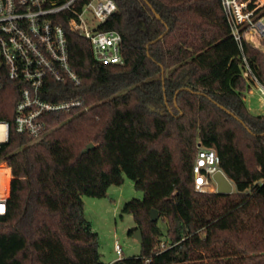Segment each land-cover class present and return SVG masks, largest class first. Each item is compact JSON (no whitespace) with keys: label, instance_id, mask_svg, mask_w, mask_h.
<instances>
[{"label":"trees","instance_id":"obj_1","mask_svg":"<svg viewBox=\"0 0 264 264\" xmlns=\"http://www.w3.org/2000/svg\"><path fill=\"white\" fill-rule=\"evenodd\" d=\"M114 1L104 27L121 34L124 64L98 63L73 34L81 84L49 98L82 100L84 110L54 116L32 142L15 130L16 85L0 88V121L11 124L0 162L12 170L0 264H106L83 198H105L125 178L144 193L123 209L142 250L111 264H264V115L248 109L256 82L243 76L248 64L264 86V51L235 40L222 0ZM199 145L215 148L234 193L196 190ZM8 175L0 170L1 191Z\"/></svg>","mask_w":264,"mask_h":264},{"label":"built area","instance_id":"obj_2","mask_svg":"<svg viewBox=\"0 0 264 264\" xmlns=\"http://www.w3.org/2000/svg\"><path fill=\"white\" fill-rule=\"evenodd\" d=\"M222 4L232 35L240 45L254 31L264 37V24L256 18L263 0H222ZM117 10L114 0H0V88L6 82L16 85L14 126L18 134L32 142L44 140L52 130L54 116L84 110L82 100L49 99L57 85L81 84L70 62L71 35L90 43L98 63L124 64L121 34L104 27ZM243 76L254 80L264 96V86L248 64ZM10 131V122L0 121V147L9 142ZM2 168L9 175L4 189H0V217L7 214L12 183L9 165L0 162ZM219 171L225 174L215 148L198 146L193 168L196 190L217 193L214 175ZM115 250L123 254L118 241Z\"/></svg>","mask_w":264,"mask_h":264},{"label":"rangeland","instance_id":"obj_3","mask_svg":"<svg viewBox=\"0 0 264 264\" xmlns=\"http://www.w3.org/2000/svg\"><path fill=\"white\" fill-rule=\"evenodd\" d=\"M263 9L264 6L256 14V18L264 24V17H261ZM247 39L264 51V37H260L257 31L248 34ZM245 101L252 114L264 115V96L256 85L246 94ZM143 197L144 193L135 187L134 182L125 178L122 185L111 186L105 198H83L85 217L99 235V250L106 264L141 254V244L134 238V234H131L137 223L133 215L124 213L123 209L128 202L134 199L142 200ZM159 225L166 233V224L160 221ZM116 241L123 250L122 255L115 250Z\"/></svg>","mask_w":264,"mask_h":264},{"label":"water","instance_id":"obj_4","mask_svg":"<svg viewBox=\"0 0 264 264\" xmlns=\"http://www.w3.org/2000/svg\"><path fill=\"white\" fill-rule=\"evenodd\" d=\"M159 18V16H157ZM143 30L146 31L145 24L142 22L141 23ZM229 112V111H228ZM201 146V145H199ZM94 148L93 144H89L87 148L83 151V153H88L90 150ZM214 179L217 183V193L219 194H225L229 195L234 193L235 191V184L221 171L217 172L214 175ZM152 220L153 221H158V212L156 210H153L151 213ZM134 238L141 244L143 242V235L141 230H137L134 232Z\"/></svg>","mask_w":264,"mask_h":264},{"label":"snow or ice","instance_id":"obj_5","mask_svg":"<svg viewBox=\"0 0 264 264\" xmlns=\"http://www.w3.org/2000/svg\"><path fill=\"white\" fill-rule=\"evenodd\" d=\"M3 209L2 208H0V211H2Z\"/></svg>","mask_w":264,"mask_h":264}]
</instances>
